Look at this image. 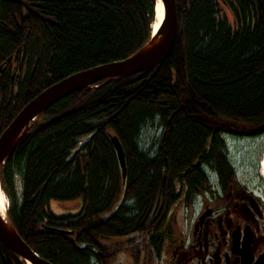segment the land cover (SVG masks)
<instances>
[{
    "label": "trees",
    "instance_id": "trees-1",
    "mask_svg": "<svg viewBox=\"0 0 264 264\" xmlns=\"http://www.w3.org/2000/svg\"><path fill=\"white\" fill-rule=\"evenodd\" d=\"M154 4L0 0V134L52 84L139 50L150 36ZM175 5L181 35L158 67L63 98L4 161L8 218L51 264H106L125 249L147 257L172 208L171 182L184 173L188 179L199 160L220 173L233 171L210 125L264 122V0ZM147 123L159 135L154 147L140 148ZM112 137L124 155V183ZM51 201L79 204L58 214ZM0 264L24 263L0 244Z\"/></svg>",
    "mask_w": 264,
    "mask_h": 264
},
{
    "label": "flooded vegetation",
    "instance_id": "flooded-vegetation-1",
    "mask_svg": "<svg viewBox=\"0 0 264 264\" xmlns=\"http://www.w3.org/2000/svg\"><path fill=\"white\" fill-rule=\"evenodd\" d=\"M234 133L228 126L214 136L247 140L261 136ZM198 162L195 170L202 175L192 171L187 179L184 173L168 186L174 200L165 226L175 225L173 215L181 210L193 215L189 229L168 235L166 228L158 247H149L153 264H264V189L239 181L234 171L220 173L208 161Z\"/></svg>",
    "mask_w": 264,
    "mask_h": 264
},
{
    "label": "water",
    "instance_id": "water-1",
    "mask_svg": "<svg viewBox=\"0 0 264 264\" xmlns=\"http://www.w3.org/2000/svg\"><path fill=\"white\" fill-rule=\"evenodd\" d=\"M163 4V18L158 28L147 42L133 56L110 64L95 66L87 71L73 74L49 86L15 115L9 125L0 134V167L7 156L13 151L20 140L26 135L29 126L35 119L43 114L52 104L62 100L70 94L84 89L95 87L98 82H109L115 78L129 77L142 72L150 71L159 66L171 51L178 33V20L175 0H160ZM16 2V1H15ZM179 109H184L181 106ZM218 123L213 129L218 131L224 126ZM240 135L264 134V122L251 128L237 132ZM119 160L122 179L125 178V165L123 152L115 137L111 138ZM0 243L6 247L24 264H51L36 255L18 235L12 224L5 223L0 216Z\"/></svg>",
    "mask_w": 264,
    "mask_h": 264
},
{
    "label": "rangeland",
    "instance_id": "rangeland-1",
    "mask_svg": "<svg viewBox=\"0 0 264 264\" xmlns=\"http://www.w3.org/2000/svg\"><path fill=\"white\" fill-rule=\"evenodd\" d=\"M154 21H155V16H154L153 22ZM41 119L43 120L44 118H41ZM221 121L227 123L228 125H233V126L236 125V127L245 126L242 124L231 123L230 121H226V120H221ZM158 135H159V131L158 132L155 131L152 128V126L147 123L141 129L140 135L138 138V143H139L140 148H142L143 146H150V144L154 147L156 144ZM225 145H226V153H227L228 161L235 168L237 179L241 182L245 181L247 184H249L252 187L260 186L261 189H264V178L260 177L257 173L258 171L257 164L259 162L260 157L264 154V134L252 140H247V139H242V138H232V139L228 138L225 141ZM17 179H19L18 176H14L13 182L15 183V180ZM0 186L2 190H4V186L1 184ZM7 202L8 203H7V209H6L5 214L8 218L7 210L10 205L9 198ZM78 204H79V201H76V202L75 201H70V202L51 201L49 204V209L53 211L54 213L56 212L60 214L63 212V208L75 209L77 208ZM173 217L176 218V224L168 228L167 226H165L163 229L165 233V229L167 228L166 232L168 235H172L176 231V229H182V228L189 229V224H190V221L193 215L187 214L179 210V212L177 211L174 213ZM135 254H136V251H133V252L130 250L118 251L115 253L113 257H111L107 261L106 264H153L152 260L150 259L149 254L146 257L147 253L145 251H142L140 256L138 257Z\"/></svg>",
    "mask_w": 264,
    "mask_h": 264
},
{
    "label": "bare ground",
    "instance_id": "bare-ground-1",
    "mask_svg": "<svg viewBox=\"0 0 264 264\" xmlns=\"http://www.w3.org/2000/svg\"><path fill=\"white\" fill-rule=\"evenodd\" d=\"M18 2V1H17ZM164 6H163V4H162V2L160 1V0H155V4H154V16H155V21L153 22V24H151V32L152 33H154L155 32V30L158 28V26H159V24H160V22L162 21V18H163V8ZM27 11L29 12V13H31V14H33L30 10H28V8H27ZM179 31H181V30H179ZM151 32H150V36H151ZM149 36V37H150ZM149 39V38H148ZM139 50H137L135 53H137ZM134 53V54H135ZM170 53V52H169ZM134 54H132L131 56H133ZM131 56H129V57H131ZM129 57H127V58H129ZM126 58V59H127ZM125 60V59H124ZM122 61V60H121ZM116 62H119V61H116ZM111 63H114V62H111ZM106 64H110V63H106ZM102 65H105V64H102ZM91 69V68H90ZM89 70V69H88ZM84 71H87V70H84ZM84 71H81V72H84ZM2 72V66H0V73ZM81 72H77V73H74V75L75 74H78V73H81ZM73 75V74H72ZM71 76V75H70ZM67 78V77H66ZM65 79V78H64ZM116 79V78H115ZM61 80H63V79H61ZM60 80V81H61ZM112 80H114V79H112ZM111 81V80H110ZM59 82V81H58ZM57 83V82H56ZM107 83V82H106ZM55 84V83H54ZM97 84H105L104 83V81H101V82H98ZM97 84H95V87H93V88H96L98 85ZM53 85V84H52ZM92 89V88H91ZM41 93V92H40ZM38 95V94H37ZM36 95V96H37ZM35 96V97H36ZM32 100V99H31ZM30 100V101H31ZM59 102V101H58ZM57 102H55L54 104H56ZM54 104H52L51 106H53ZM50 106V107H51ZM49 107V108H50ZM48 108V109H49ZM47 109V110H48ZM46 110V111H47ZM45 111V112H46ZM41 115H43V114H41ZM40 115V116H41ZM40 116H38V117H40ZM37 117V118H38ZM37 118L35 119V121L37 120ZM34 121V122H35ZM33 122V123H34ZM220 122H223V121H215V122H213V124L212 125H210V127H209V129H210V131H211V134L214 136V133L216 132V131H214L213 132V129H214V127L216 126V125H218V123H220ZM32 123V124H33ZM225 125L224 126H222V127H220V128H228V126H229V129H231V130H235V133H234V136H237V137H239V136H242V135H240V134H238L237 132L238 131H240V130H245V128H251V127H255V126H241V127H236V125H235V127H233V128H231L230 127V125H228L227 123H225V122H223ZM32 124L29 126V128L32 126ZM9 125V124H8ZM7 125V126H8ZM260 125V124H259ZM6 126V127H7ZM257 126V125H256ZM29 128H28V131H29ZM4 131V130H3ZM2 131V132H3ZM28 131H27V133H28ZM1 132V133H2ZM26 133V134H27ZM226 139H228V138H223V139H221V140H223L224 141V144H225V141H226ZM229 139H231V138H229ZM118 141V140H117ZM157 142V141H156ZM119 143V142H118ZM114 147V146H113ZM121 147V146H120ZM143 147H145V148H147L148 146H143ZM225 148H226V145H225ZM122 149V148H121ZM115 150V149H114ZM116 152V151H115ZM116 155H117V153H116ZM123 157H124V155H123ZM118 158V157H117ZM228 158V157H227ZM118 162H119V160H118ZM198 164H199V162H196L195 164H194V166L195 167H197L198 166ZM124 165H125V163H124ZM258 166V175L260 176V177H262V178H264V154L260 157V159H259V162H258V164H257ZM3 166V165H2ZM2 166L0 167V171H1V168H2ZM119 166H120V164H119ZM231 167H232V169L234 170V167L231 165ZM120 170H121V168H120ZM126 174V173H125ZM121 179H122V172H121ZM124 181H125V178L124 179H122V183H124ZM14 183V182H13ZM0 184L2 185V183H1V181H0ZM13 186H14V191H15V193H16V195H17V197H19V194H20V192H21V182H20V179H17V180H15V183L13 184ZM8 196H6V194H5V192H4V190H2V188H1V186H0V216H1V218L3 219V221L5 222V223H8V221L10 222V220H9V218H7V216H6V214H5V212H6V209H7V200H8V198H7ZM10 204V203H9ZM11 223V222H10ZM1 244V243H0ZM2 245V244H1ZM3 246V245H2ZM34 252V251H33ZM35 253V252H34ZM36 254V253H35ZM37 255V254H36Z\"/></svg>",
    "mask_w": 264,
    "mask_h": 264
}]
</instances>
